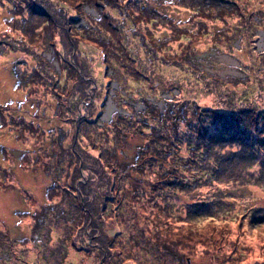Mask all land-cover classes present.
I'll list each match as a JSON object with an SVG mask.
<instances>
[{
  "label": "trees",
  "instance_id": "16d2710c",
  "mask_svg": "<svg viewBox=\"0 0 264 264\" xmlns=\"http://www.w3.org/2000/svg\"><path fill=\"white\" fill-rule=\"evenodd\" d=\"M158 1L159 5L156 7L152 4V0H59L58 2L53 0H0V12H4V15H1L2 21L0 22V48L2 47L0 55H5L3 52L6 50L8 52L14 50L25 57L36 60L35 65L32 67V78H28L27 73L23 74L25 70L20 67L26 64V61L17 60L15 62L16 66L13 71L17 77L16 89L25 90L24 88H26L28 91L32 89L33 93L54 96L57 105H59L57 112L54 113L55 117L64 118L65 115H69L64 110L72 115V108L75 106L78 109L76 107L78 103H82L79 108L86 109L91 113L95 108L93 107L96 104L95 98H98L93 97L98 88L95 89L92 95L85 94L86 85L81 83L80 78H84L91 84H96V82L85 70L79 59L81 54L80 40L81 42L92 41L90 44L95 45L101 52L104 51L105 53L101 59L105 65H110L112 60L113 62L120 61L123 64V67L119 68L120 70L113 71L112 76H107L112 80V77H115L117 73L120 75L118 76L120 90L115 89L116 102L120 104L118 92L125 90L124 81H127L129 77L153 81L149 66L144 65V63L139 66L134 57L140 58L142 55H133L130 51V54L127 55L118 54L116 46L119 40H116V34L120 32L121 27L132 34L129 35L133 37L132 39L136 40L135 37H141L144 42L152 43L153 46H151L149 52L154 57L157 58L156 55L160 53L163 60L169 63V58L164 57L168 55L167 53L173 52V56L183 53L179 59H172L170 62L173 65L181 66V68L184 66L182 69L185 72L189 71L191 73L193 69L189 67L192 66L195 71H201L202 74L208 73V71L202 70L199 63L203 60L207 65L211 59L209 56L199 58L196 55V46L199 43L210 41V45H213V43L224 45L227 40L234 38L236 34L239 33L238 38L242 37L248 31L252 32L250 29L256 27H250L251 23H256L252 22L253 19H248L249 16H253L248 10L249 7L252 6V10L255 9L250 0L247 1L248 5L242 0H237L238 4L242 3L243 8L246 9L247 7L246 11H249V15L247 14L248 17L246 16L244 21H238L237 19L232 21L233 19L228 12L233 14L235 11L230 12L232 8L228 7V1H225L223 5L222 0H190L193 4L197 3V6L190 4L186 6L188 11L186 18L185 16L170 15L164 8V5L170 6L172 3V5H178L179 3L173 2V0ZM237 3L233 5L236 8L239 7ZM87 4L97 8L99 15L86 11L83 7ZM239 12L241 13V11ZM81 19H85L86 24H77ZM94 28L98 30V33ZM161 33H164V35H161ZM93 35H96V37H93ZM239 45L240 47L235 45L234 51H241L240 56L245 57L247 55L251 58L250 64L252 63L251 72L242 79L253 77L260 80L264 79V50L256 51L252 43L249 42V46H246L242 40ZM178 47L180 50H177ZM50 48H53L52 55L59 63L60 72L54 70L52 66L55 67V64L52 65L51 60L43 55ZM118 50L126 52L127 49L119 48ZM108 55L113 58L108 59ZM238 59L241 63H244L240 57ZM141 60L145 59L142 58ZM16 63H19V65ZM256 65L258 66L253 71ZM209 75L214 76L212 80L217 83L212 85L213 87H209L210 89L207 88L209 94H211L206 98L210 100L208 106L189 99L188 104L185 106L181 101H178L177 94L171 89L167 90L169 96L160 97L165 104L167 113L171 112L173 114L171 115L173 120L166 112H159L157 114L158 121L167 120L170 126L182 129L181 122L185 120L184 116L188 112L194 115L195 107L197 109L201 107L203 111L200 118H208L203 119L200 125L193 122L195 126L184 130L186 145L192 151H189L185 145L182 148V153L175 154L170 151L169 147L162 148V145H156V142L147 140L137 147L131 165H123L121 168L117 159H112L113 156L107 155L103 148L100 152L99 145L89 143L87 138H84V134L88 135L85 131L89 127L102 128L101 125H97L96 121L86 115V110L83 112L82 119L76 123L75 139L72 146L65 149V152L55 150L56 154L53 157L56 158V161H60L62 173L58 176L59 181L48 187L47 197L49 200L53 196L56 197L58 188L63 187L67 179L73 180L77 175H80L81 178L84 177L87 180L85 185L81 183L85 200L84 203L80 202L79 213L83 219L80 220L78 216H75L77 222L72 223L71 221V224H67L70 232L72 230L74 232L77 226V231L73 236L69 235L68 232L69 237L77 238L76 233L79 232L88 238L87 231L90 227H93V230L94 227H100L102 219L109 218L111 222L118 218L121 219L120 207L124 205L132 209H137L141 205L143 210L141 216L146 220V228L145 226L142 228L136 226L128 233V229H121L119 235H113L111 239H108V235L103 238L99 232H92V243L87 242V250L83 247L81 249H84L87 256L89 255L88 257L98 256L101 262L97 261L96 264H160L153 258L158 259L162 255L165 262L170 255H175L181 261L183 253L193 255L202 253V251L207 252L216 260L219 256L217 253L211 255L208 248H211L212 241L217 234L216 238H222L230 232V229L215 230L214 224L207 223L205 218L206 216H212L213 213H208L203 205L198 204V201H192L194 209L189 207L187 205L189 200H186L183 194L184 190H187L190 195L196 194L199 199L201 195L204 199L202 201L205 203L215 198L209 195L210 193L213 195L214 190L212 188L214 187H217L218 194L221 193L219 191L225 189L227 192L223 194L226 198L235 193L234 189H239L241 192L242 184L247 185L244 187L245 190L264 192V96H261L263 99L247 96L245 94L247 91H241L236 95L229 84L238 81L239 77L229 75L223 78L216 73H210ZM259 91L261 92V87ZM125 96L134 99L133 95L130 97ZM260 100H263V102H260ZM129 107L133 109V103L130 102ZM11 108L12 105L10 107L9 103L0 104L1 139L3 132L7 129L10 130V127L19 131L21 135L19 138L23 137L25 143L29 146L30 142L35 143L40 139V136H45V129H42L39 124L27 122V116H24V118L20 116L18 120L12 116L10 113ZM148 108L151 109L147 107L142 112L148 113ZM42 109L45 117H48V110L46 108ZM20 110L23 112L26 109L22 107ZM177 115L180 117H177ZM121 116L129 115L119 113V120L117 119V122L116 120L110 121L108 124H121L122 120L129 121L132 119L133 123L128 122V125L126 124L128 130L131 129L129 131L133 134H144L138 120L131 117L121 120ZM85 117L89 118H87L89 123L86 120L85 123L83 122ZM92 122L95 124L93 123V125ZM185 125H183V128L186 127ZM102 131H106L105 127ZM115 131L122 134L121 130ZM53 133H61L59 135L60 139L62 134L66 135L67 130L59 127ZM79 139L85 140L89 146L84 145L82 148ZM55 141L57 142L58 139L55 138ZM52 147L56 149V143ZM2 148H5V151ZM24 151H33L36 155V157L31 156L30 159H26L29 162L28 164H37L38 162L39 166H46V163L49 162L45 159L48 154L43 153L45 156L40 154L42 153V146L36 150L25 148ZM39 154L42 156L40 159ZM25 156L21 154L19 157L24 160ZM0 157L13 163L12 168L8 166L9 170L5 172V175L8 173L6 178L11 176V179H9L12 181L11 184H14V179L18 178L15 170V166L18 165V156H14L11 148L4 142H0ZM3 165L0 161V166L3 167ZM80 166L84 170L79 172L77 168L79 169ZM31 167H33V164ZM56 167H59L58 162ZM146 172L147 174H145ZM134 173L137 175L142 174L146 184L136 180ZM2 176L0 174V188L5 183ZM132 181L138 182V184H134ZM224 184L225 187L222 188L221 185ZM64 188L66 187L64 186ZM67 188L74 190L70 184ZM181 191L183 193H180V195L176 194ZM242 195V199L251 204L252 212L250 216V208L247 207L248 210L245 211L242 222L245 221L246 216L247 218L249 216L247 223H251V226L260 222L264 223V204L253 206L255 202H252L246 193ZM97 197H101V199ZM233 202L234 200L224 199L223 205H230ZM174 203L177 204L176 208L173 207L175 206ZM94 207L99 208L95 213ZM171 208L178 209L179 212L178 217L174 215V220H171L173 216L170 211ZM28 210L30 208L17 213L23 215ZM29 213L30 211L24 217H27ZM223 213L226 214V210H223ZM60 215L65 217L64 214ZM189 219L193 221L190 224H188ZM179 221H185L189 226L183 225ZM117 222L113 225H117ZM72 224H74V227H72ZM7 225L9 223L5 224L0 220V226L3 227L4 231V226ZM47 229L49 230V227ZM71 245L72 247L73 245L76 246V243L73 242ZM259 245L264 250V240ZM8 246L12 250L19 249L31 253L32 250L38 249V246L28 236L24 235L19 237V241L13 239V244H8ZM14 246L15 248H13ZM186 248H188V251ZM9 249L8 251H10ZM158 251H163L165 256ZM17 254L15 253L11 258H4V263L0 261V264H15ZM103 254L105 256L102 261ZM42 258L47 261L46 257L41 256L37 259V264L42 263ZM254 263H258V261L256 260Z\"/></svg>",
  "mask_w": 264,
  "mask_h": 264
},
{
  "label": "rangeland",
  "instance_id": "374dc122",
  "mask_svg": "<svg viewBox=\"0 0 264 264\" xmlns=\"http://www.w3.org/2000/svg\"><path fill=\"white\" fill-rule=\"evenodd\" d=\"M53 1L58 2L59 0ZM225 1H228V7L232 8L230 12L233 10L235 11L233 14L228 12L229 16L233 19L232 21L236 19L238 21H244L247 14L249 15V11H246L247 7L244 9L242 3L238 4L237 0H222V4ZM247 1L248 0H242V2L245 4H247ZM250 1L251 5H253V8L255 9L252 10V6H250L248 10H250L251 15L253 16L247 17L250 20L253 19L252 22L256 23L250 24V27L256 26L255 28L250 29V31L253 33L248 31L244 35L245 37L240 36L239 38L237 37L239 36L238 33L234 38L227 40L224 45L216 43L210 45L211 42L206 41L201 42L196 46L197 49L195 53L199 56V58H202V56H209L211 59L207 65H205L206 62L203 60L200 63L198 62L200 68H202L204 71H208V73L202 74L200 73L201 71L197 72L192 66L189 67L190 69H193L191 73L189 71L185 72V70L182 69L184 66L181 68V66L173 65L170 62L172 59H179L183 53H180L176 56H173V52L167 53L168 55L164 57L166 59L169 58V63L163 60L160 53L156 55L157 58L154 57V55L149 52V49H151V46H153L152 43L147 41L144 42V39L141 37H135L136 40L132 39L133 37L129 36L132 34H129L128 31L124 29V27H121L119 29L120 32L116 34V40H119L116 46L117 51L119 52L118 54L127 55L131 52L133 55H142L140 58H144L145 60H141L136 56L134 57L136 58L139 66H141L142 63L149 66V71L152 72L153 81L133 79L132 77H129L127 81H124L125 90L118 92L120 104L116 102L117 96H115V89L120 90V84L118 82V76L120 75L117 73L115 77H112V80L107 76L113 74V71H117L119 68L123 67V64L120 61L113 62L112 60L110 65H105L101 59L105 52H101L95 47V45L90 44L92 41L81 42L80 40L79 44L81 47V54L79 59L85 70L96 82V84H91L84 78H80L81 83L86 85L85 94L92 95V93L97 88L98 89L96 92L100 93L97 94L95 92L93 96L94 98H98H95L96 104L93 106L95 108L91 113L86 109L82 110L79 108L80 104L82 103H78L76 106L78 109L75 108V106L72 108V115H70V112L64 110V112L69 113V115H65L64 118L55 117L54 113L57 112L59 105H57V100L54 98V96L33 93L32 89L30 91H28L26 88H24L25 90L16 89L17 77L13 71L14 67L16 66L15 62L17 60L26 61V64L20 67L25 70L23 74L27 73L26 76L28 78H32V67L35 65L36 60L25 57L21 53L15 52L14 50L11 52L6 50L3 52L5 55H0V104L9 103L10 107L12 105L10 113L17 120L20 116L22 118L27 116V122L39 124L42 129H45V136H40V139L35 143L30 142V146L25 143V139L23 137L19 138L21 136L19 131L12 129L11 127L10 130L7 129L3 132L2 139L0 137V142H4L7 146H9L14 156H18V165L15 166L18 178L14 179V184H11V176L6 178L8 173L5 175V172L9 170L8 166L12 168L13 163L3 160V158L0 157V161L4 164L3 167L0 166V174L3 175L2 178L5 180V183H3L2 187L0 188V220L5 224L9 223V225L4 226L5 231L2 229L3 227L0 226L1 263H4V258H11L15 253H18L16 255L17 259L15 264H37V259L41 256H44L47 259V261H44L45 259L42 258L41 264H85L87 261L91 264H96L97 261L101 262L100 258L96 255L88 257L89 255L87 256V253L84 251V249H81L83 247L87 250V242L92 243V232H99L103 238L108 235V239H111L113 235L118 236L121 229H128V233L132 231L133 227L136 228V226L138 228H142L143 226H145V228L147 227L146 220L141 216V211H143L141 209V205H139L137 209H132L127 207V205H124L123 207H120L121 219L118 218L117 220H112V222L108 217V219H102L100 227H94V230L93 227H90V229L87 231L88 238L86 235H82V233L79 232L76 233L77 238L69 237L68 232L70 233L69 235L73 236L77 231V226L75 227L74 232L72 230V233L68 230L67 224H71V221L72 223L77 222L75 216H78L80 220L83 219L82 215L79 213V207L81 206L80 202L84 203L85 200L82 184L85 185L87 180L84 177L81 178L82 176L80 175H77L73 180L67 179V182L65 181L64 185L66 188L61 185L63 187L58 188L59 190L56 194V197L53 196L49 200L47 197L48 187L52 183L59 181L58 176L62 173L60 161H56V158L53 157L56 154L55 150H58L59 152L60 150H63V152H65V149H67L69 146H72V143L75 139L74 133L76 123L82 119L81 117L84 115L83 112L86 110V115L89 116L90 119L96 121L97 125H101L102 128L95 129L92 127V129L89 127L85 131L88 135L86 136L84 134V138L86 137L89 143L96 144L97 146L99 145L100 152L103 148L107 155L110 157L113 156L112 159H117V162L121 168L123 165H131V163L134 161V153L137 147L141 143L144 144L147 140L156 142V145H162V148L169 147L171 149L170 151L175 154L182 153V148L186 145V136L184 134V130L192 128V126H195V124L200 125L203 119L208 118H200L203 111L201 107L199 109L195 107L194 115L193 113L191 114L188 112L184 116L185 120L181 122L182 129L180 127L174 128L170 126L169 121H158L157 119V114L159 112L167 113L165 104L163 100L160 99V97L169 96L167 90L171 89L177 94L178 101H181L185 106L188 104L189 100L197 101L208 106L210 100H207L206 98L211 94H209V90H207V88L210 89L213 87L212 85L217 83L212 80L214 76H210V73H216L223 78H226L229 75L236 76L237 78L239 77L238 81L233 83L231 82L229 84V86H232L231 88L233 89L234 94L238 95L241 91H247L245 93L247 96L250 95L251 97L254 96L255 98L257 97L263 99L261 96H264V79L260 80L257 77H253L251 79H242L246 77V74L251 72V58L247 57V55L245 57L243 55L240 56L241 51H234L235 45L240 47L239 43L241 40L246 46H249V42L252 43L256 51L264 50V0ZM173 2H177L179 4L172 5V3L170 6L164 5V8L170 13V15L173 14L177 17H187L188 11L186 10V6H188V4L195 5V7L197 6V3L193 4L190 2V0H173ZM236 3L240 8L238 6L237 8L233 6ZM152 4L158 7L159 1L152 0ZM183 5L185 6L183 7ZM83 8L94 15H99V10L94 8V6L87 4L84 5ZM261 9L263 10V13ZM239 11H241V13ZM1 15H4V12H0V22L2 21ZM80 23L86 24L85 19H81L79 22H77V24ZM95 31L98 33L97 29H95ZM161 35H164V33H161ZM93 37H96V35H93ZM119 48L124 50L127 49L128 51L126 50V52H121L118 50ZM177 50H180V48L178 47ZM52 52L53 48H50V50L44 52L43 55L51 60L52 65L55 64V67L52 66V68L57 72H60L61 69L59 63L55 58H53ZM128 57L130 56L128 55ZM239 57L244 63L239 61ZM112 58L113 57L108 55V59ZM16 64L19 65V63ZM199 65L197 66L199 67ZM257 66L258 65L255 66L253 71L256 70ZM260 87L261 92L259 91ZM125 95L129 97L133 95L134 99L127 98ZM93 99L92 101H94ZM248 100L250 101V99ZM130 102L133 103V109L129 107ZM260 102H263V100H260ZM22 107L27 111L25 110L21 112L20 109ZM147 107H150L151 109L148 108V113H143L142 110L146 109ZM42 108H46V110H48V117H45V113ZM118 112L123 113L124 115H129L121 116V120L123 118L125 119L126 117H131L135 120H138L140 122L139 126L141 129H143L144 134L137 135L129 131L131 129L128 130L126 124L128 125V122L133 123L132 119L129 121L122 120L121 124H108L110 121L116 120L117 122V119L119 120ZM167 115L171 117L173 114L169 112ZM177 117L180 116L177 115ZM87 118L88 117L84 118V123L85 120L89 123ZM174 118L176 119V117ZM171 119L173 120V117H171ZM193 122H195L194 125ZM93 123L94 122H92V124ZM105 123L107 124L105 125ZM184 124H186V127L183 128ZM59 127H63L67 130L66 135L62 134L60 139L59 135L61 133H53V131ZM103 127H105L106 131H102ZM203 129L206 131L204 126ZM115 130H121L122 134ZM205 136L207 135L205 134ZM55 138L56 140L58 139L57 142L55 141ZM79 141V143L82 144V148L84 145L86 147L89 146L86 144L85 140L79 139ZM54 143H56V149L52 147ZM40 146H42V153L40 154H42V156H45L43 153L48 154L45 159L49 162L46 163V166H39L38 162L37 164L32 163L33 167H31L32 164H28L29 162H27L26 159H30L31 156L36 157V155L33 151L27 152L24 151V149L29 148L36 150ZM186 146L188 149L190 148L188 145ZM2 149L5 151V148ZM189 151L192 150L189 149ZM21 154L26 155L24 160L20 159L19 156ZM42 156L40 155L39 159L42 158ZM57 162L59 163V167H56ZM143 169L145 168L143 167ZM77 170L80 172L84 169L82 166H80V168H77ZM136 173H134L135 179L146 184L143 175H137ZM145 174H147V172ZM132 182L134 184H138V182ZM69 184L74 188V190L76 189V191L68 189L67 186ZM241 186V192L239 189H234L233 191H235V193L231 194V196H228L227 198L223 194L227 191L222 189L225 187V184L221 185V189L224 191H219L221 192L219 194L217 192V187L212 188L214 190L213 195L212 193L209 195L210 197L215 198L208 201V203L202 201L204 199H202L201 195L199 199L196 194H188L187 190H184V193L183 191L176 193L178 195L183 193L186 197V200H189L190 204L188 203L187 205L192 209H194V203H192V201H198V204L203 205L204 209H206L208 213H213L212 216H206L205 218L207 223L210 222L214 224L215 230L218 229L219 231L220 229H230V232L222 238H216L218 236L217 234V236L212 241L211 248H208V251L211 252V255L213 253H217L219 256L218 259L214 260L213 257L207 254L205 251L193 255L183 253L181 261L175 255H170L165 262L162 255L158 258L159 260L157 258L153 259H155L160 264H264V250L259 245L264 240V223L260 222L251 226V223H247L249 216L248 218L246 216L245 221L242 222V218L245 216V211L248 210L247 207L250 208V216L252 215L251 204L246 203V201L242 199V194L246 193L252 202H255L253 205L255 206L264 204V192L258 190H255V192L254 190H245L244 187L247 186L246 184H242ZM171 194L173 195V193ZM97 198L101 199V197ZM224 199L229 201L234 200V202L230 205H223ZM173 205H175L173 207L176 208L177 204L174 203ZM28 208H30V210L26 211V214L21 215L17 213L20 211H25ZM175 208H171L170 210L173 213L171 220L175 219L174 215H177V217L179 215L178 209ZM98 210V207H94V213ZM223 210H226L227 213H223ZM29 211V215L24 217ZM60 214H64L65 217L61 216ZM182 214L184 216V211ZM135 220L137 221L132 222ZM189 220L190 221H188V224L193 222L191 219ZM115 222H117V225H113ZM179 222L183 225L189 226L187 223H185V221ZM48 227L49 230L47 229ZM72 227H74V224H72ZM23 235L28 236L36 244V246H38V249L32 250V253L30 251H20L19 249H9L8 244H13V239L19 241V237ZM73 242L76 243V246L73 245L72 247L71 243L73 244ZM13 248H15V246ZM8 249L10 251H8ZM42 249L43 251H41ZM186 249L188 251V248ZM158 252L165 256L163 251ZM104 256L105 255L103 254L102 261ZM256 260L258 263H254Z\"/></svg>",
  "mask_w": 264,
  "mask_h": 264
}]
</instances>
